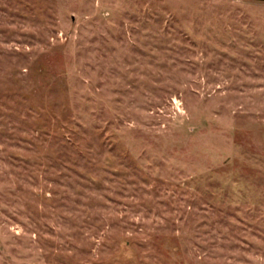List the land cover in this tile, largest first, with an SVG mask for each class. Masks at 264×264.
I'll use <instances>...</instances> for the list:
<instances>
[{
	"label": "rangeland",
	"instance_id": "374dc122",
	"mask_svg": "<svg viewBox=\"0 0 264 264\" xmlns=\"http://www.w3.org/2000/svg\"><path fill=\"white\" fill-rule=\"evenodd\" d=\"M0 264H264V0H0Z\"/></svg>",
	"mask_w": 264,
	"mask_h": 264
}]
</instances>
